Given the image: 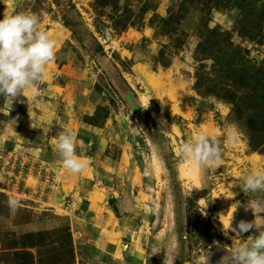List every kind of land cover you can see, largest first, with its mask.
<instances>
[{"label":"rangeland","instance_id":"1","mask_svg":"<svg viewBox=\"0 0 264 264\" xmlns=\"http://www.w3.org/2000/svg\"><path fill=\"white\" fill-rule=\"evenodd\" d=\"M5 12L37 14L58 42L40 90L52 77L64 82L82 75L116 112L129 114L136 128L128 134L129 150L144 173L135 181L141 197L152 200L147 211L156 212L139 229L146 264H163L173 237L175 264H207L209 249V264H219L234 239L237 246L250 242L255 229L236 237L230 227L253 221L244 206L264 200V193L240 188L250 169L264 168V0H0V20ZM100 47L105 55L99 56ZM115 86L135 94L144 109L132 116ZM8 101L0 96L1 120ZM200 132L224 147V165L215 172L181 164L179 146ZM27 191L16 196L18 205L32 193L33 210L54 205L45 203L47 195ZM6 199L2 216L11 211ZM237 202L241 207L227 216ZM15 214L14 224L33 218L26 207ZM71 234L67 226L25 232L4 225L0 264H76ZM154 247L160 254L152 255Z\"/></svg>","mask_w":264,"mask_h":264},{"label":"crops","instance_id":"2","mask_svg":"<svg viewBox=\"0 0 264 264\" xmlns=\"http://www.w3.org/2000/svg\"><path fill=\"white\" fill-rule=\"evenodd\" d=\"M94 86L93 79L82 75L64 82L52 77L44 91L28 90L27 97L7 102L0 119V151L21 149L47 161L55 183L45 203L54 205L38 212L26 198L18 206L31 210L32 220L16 225L11 210L0 214V227L45 232L67 226L76 264H146L147 246L139 229L154 221L156 212L147 211L152 200L141 197L145 194L135 181L138 173L144 180L143 170L132 160L136 152L129 150L128 134L136 128L129 114L116 112ZM65 129L76 134V152L86 165L79 174L63 169L54 151V140ZM31 180L34 185H29ZM26 183L34 189L37 179ZM1 185L0 177V201H6ZM62 207L63 213H56Z\"/></svg>","mask_w":264,"mask_h":264},{"label":"clouds","instance_id":"3","mask_svg":"<svg viewBox=\"0 0 264 264\" xmlns=\"http://www.w3.org/2000/svg\"><path fill=\"white\" fill-rule=\"evenodd\" d=\"M57 46L58 42L48 32L42 30L37 14L20 12L7 15L5 12L4 18L0 20V96L14 102L20 96L27 97L24 93L28 90L36 92L38 85L45 79L48 65L55 59ZM75 136L71 129H65L54 140V151L59 155L61 165L71 174H79L86 167L77 155ZM235 136L236 133L231 132L230 139L234 140ZM177 151L181 156V164L187 163L210 172H215L224 165L223 145L215 137L203 132L182 143ZM240 188L244 193H264V168L250 169ZM236 204L241 207L239 202L233 203L227 216ZM8 206L11 210H16L18 201L10 198ZM244 207L245 211H253L255 219L251 222L241 220L236 227H232L231 223L230 230L236 237L253 229L257 234L249 236L250 242L239 246L234 243V239L233 245L229 247L231 251H226L219 264H264V231L257 232L258 229L264 228V200L248 201ZM221 217L226 216L220 213L219 219ZM174 246L173 237L163 252V264H175ZM152 253L160 254L155 247ZM210 254L209 249L207 264Z\"/></svg>","mask_w":264,"mask_h":264},{"label":"built area","instance_id":"4","mask_svg":"<svg viewBox=\"0 0 264 264\" xmlns=\"http://www.w3.org/2000/svg\"><path fill=\"white\" fill-rule=\"evenodd\" d=\"M0 177L2 192L15 199L17 195L27 196V190L32 189L27 187L28 178L37 179L34 190L45 196L55 183L54 173L47 161L18 150L0 153Z\"/></svg>","mask_w":264,"mask_h":264},{"label":"water","instance_id":"5","mask_svg":"<svg viewBox=\"0 0 264 264\" xmlns=\"http://www.w3.org/2000/svg\"><path fill=\"white\" fill-rule=\"evenodd\" d=\"M115 89L120 93L123 100L130 106L132 116L137 115L144 109V103H142L141 99L137 98L135 94L132 92L122 93L121 90L116 86Z\"/></svg>","mask_w":264,"mask_h":264},{"label":"trees","instance_id":"6","mask_svg":"<svg viewBox=\"0 0 264 264\" xmlns=\"http://www.w3.org/2000/svg\"><path fill=\"white\" fill-rule=\"evenodd\" d=\"M95 44L99 47V45H98L97 42H96ZM100 48H101V51H100V55H99V56L105 55V54H104V51H103V48H102V47H100Z\"/></svg>","mask_w":264,"mask_h":264},{"label":"bare ground","instance_id":"7","mask_svg":"<svg viewBox=\"0 0 264 264\" xmlns=\"http://www.w3.org/2000/svg\"><path fill=\"white\" fill-rule=\"evenodd\" d=\"M112 237V236H111Z\"/></svg>","mask_w":264,"mask_h":264}]
</instances>
